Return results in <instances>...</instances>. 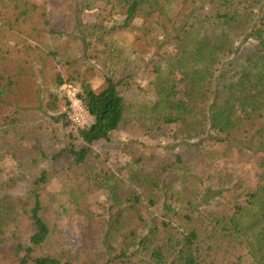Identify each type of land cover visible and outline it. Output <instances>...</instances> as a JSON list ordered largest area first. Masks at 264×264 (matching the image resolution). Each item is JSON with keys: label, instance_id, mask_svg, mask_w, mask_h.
<instances>
[{"label": "trees", "instance_id": "16d2710c", "mask_svg": "<svg viewBox=\"0 0 264 264\" xmlns=\"http://www.w3.org/2000/svg\"><path fill=\"white\" fill-rule=\"evenodd\" d=\"M0 264H264V0H0Z\"/></svg>", "mask_w": 264, "mask_h": 264}, {"label": "rangeland", "instance_id": "374dc122", "mask_svg": "<svg viewBox=\"0 0 264 264\" xmlns=\"http://www.w3.org/2000/svg\"><path fill=\"white\" fill-rule=\"evenodd\" d=\"M134 81H138V83H141L142 86L145 85V81L141 79L139 75H136L135 77L132 76ZM129 77H126L124 80L127 82H130ZM58 83L61 87L63 81H59ZM101 83H95V88H100ZM61 90V89H60ZM60 113V109H59ZM66 132L71 130L70 126L65 127ZM126 139V135L123 133H114L108 142L99 143L94 146V150L97 151L101 156H107L108 159L111 160V162L114 161L115 154L117 153V147L118 144H124ZM146 144V143H145ZM146 147L149 149L151 146L146 145ZM89 190H88V200L90 203H95L96 201H101L104 193L103 188L99 184H95L94 178H92V175L89 177ZM43 188V187H41ZM40 188V189H41ZM59 232L65 242V249L73 253L75 252L80 246H81V231H82V222L80 218L76 215H74L71 212H68L62 217V220L58 223Z\"/></svg>", "mask_w": 264, "mask_h": 264}, {"label": "built area", "instance_id": "2783aa9c", "mask_svg": "<svg viewBox=\"0 0 264 264\" xmlns=\"http://www.w3.org/2000/svg\"><path fill=\"white\" fill-rule=\"evenodd\" d=\"M60 89L65 97V103L60 107V113L73 126L76 134L80 135L81 130L91 122L90 115L80 101V90L76 86L66 83H63Z\"/></svg>", "mask_w": 264, "mask_h": 264}]
</instances>
